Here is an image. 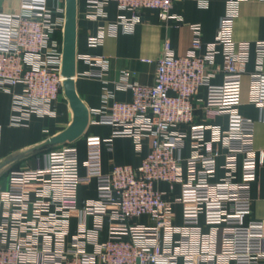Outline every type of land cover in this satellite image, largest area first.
I'll return each instance as SVG.
<instances>
[{
  "label": "built area",
  "instance_id": "obj_1",
  "mask_svg": "<svg viewBox=\"0 0 264 264\" xmlns=\"http://www.w3.org/2000/svg\"><path fill=\"white\" fill-rule=\"evenodd\" d=\"M111 1L133 13L130 20L122 18L126 25L145 9L156 10L168 22L178 0H86V17L105 19ZM244 1L227 0L205 54L199 53L202 26L192 25V47L185 55L164 41L153 85L130 83L123 73L120 86L131 92V101L110 102L106 94L103 105L90 110L93 123L113 127L108 146L113 138L129 137L141 152L143 141H150L141 165H116L96 177L95 199L78 200L80 165L73 144L50 150L42 168L7 173V189L0 190V264H264V220H247L263 154L254 146L255 121L239 113L251 44L233 38ZM64 3L21 0L18 11L0 12V91L22 90L13 97V126L26 127L33 116L55 114L65 77L62 51L52 37L64 28ZM104 37L101 28L88 38V46L100 47ZM255 49L262 60L264 41ZM81 58L91 66L82 76L107 75L105 56ZM260 69L251 75L250 101L264 109ZM218 74L223 80L216 85L212 80ZM201 87L207 89L204 100L197 98ZM196 102H202L206 116L226 117V128L197 122ZM187 142L191 152L183 158ZM221 157L225 176L215 181ZM158 183L171 191L179 185L180 193L166 200ZM176 204L181 206L180 224ZM76 211L80 221L72 232ZM143 217L149 221L142 223Z\"/></svg>",
  "mask_w": 264,
  "mask_h": 264
},
{
  "label": "crops",
  "instance_id": "obj_2",
  "mask_svg": "<svg viewBox=\"0 0 264 264\" xmlns=\"http://www.w3.org/2000/svg\"><path fill=\"white\" fill-rule=\"evenodd\" d=\"M56 0H50L54 6ZM21 8V0H0V12L12 13ZM227 9V0H178L174 3L172 14L174 18L168 22L160 20L158 12L153 9H145L138 15L137 21L126 25L121 23L122 18L132 19L133 13L121 10L117 3L111 1L105 8V19L90 20L86 17V0H77L76 14V72L75 93L82 105L89 111L100 108L103 105L105 95H110V102H129L132 99L131 92L120 86L123 73H128L130 83L153 85L155 82L157 63L156 60L162 53L165 40H168L173 51L177 55H185L192 47V25L202 26L204 46L199 51L205 54L208 43L215 40L219 28L220 19ZM66 23V0L64 14ZM55 16H62L56 13ZM103 28L105 37L103 44L97 48L88 46V38L97 35ZM115 28L114 34L110 29ZM64 30L59 29L52 37L58 45V49L64 53ZM233 38L236 42H248L251 44L250 59L246 66V74L243 77L241 103L239 113L244 117L255 121L254 146L258 154H263V164L259 165L258 178L252 185L253 212L247 220H264V109L250 101L251 75L259 70L264 73V58L261 60L256 53L255 44L264 41V1L246 0L239 5L238 15L234 21ZM103 55L107 58L109 69L103 79L82 76L90 71L88 65L81 56ZM150 59L152 62H145ZM221 63V57H217ZM63 65V64H62ZM223 77L218 74L213 84H221ZM21 88H15L10 92L0 91V190L4 189L5 177L10 170L36 169L46 165L47 153L66 144H73L78 150L80 177L78 187V200L96 198V177L109 173L114 166L131 165L138 167L144 157L150 151V141L144 140L142 151L138 152L135 142L129 137H116L111 145L106 140L112 136L113 127L106 124L92 122V115L85 129L73 142L55 143L53 139L67 132L75 118L71 102L63 88L58 102L55 104L53 116H33L28 126L16 127L11 125L13 115L14 94H21ZM207 95L206 87L198 90L197 98L204 100ZM196 121L205 122L207 125L227 126L226 117H208L202 107V102H196ZM188 127H182L187 129ZM210 138V132L207 135ZM190 143L182 151L183 158L190 155ZM219 169L215 181L225 176L222 169L224 158L218 160ZM241 175L238 170L237 178ZM157 189L166 193V200H172L173 196L180 193V186L176 185L171 191L165 183L156 184ZM176 223H181V206L174 205ZM80 221V213L73 212L71 217V230L75 232ZM142 223L149 220L141 218ZM106 236V235H105Z\"/></svg>",
  "mask_w": 264,
  "mask_h": 264
},
{
  "label": "water",
  "instance_id": "obj_3",
  "mask_svg": "<svg viewBox=\"0 0 264 264\" xmlns=\"http://www.w3.org/2000/svg\"><path fill=\"white\" fill-rule=\"evenodd\" d=\"M76 14L77 0H66V23L64 30V53L62 75L65 77L63 88L71 102L74 110L75 118L71 128L55 137L53 142L61 144L67 141L73 142L74 139L83 132L89 121V111L82 105L75 93L76 75V51H75V35H76Z\"/></svg>",
  "mask_w": 264,
  "mask_h": 264
},
{
  "label": "rangeland",
  "instance_id": "obj_4",
  "mask_svg": "<svg viewBox=\"0 0 264 264\" xmlns=\"http://www.w3.org/2000/svg\"><path fill=\"white\" fill-rule=\"evenodd\" d=\"M4 181H5V183H4V189H7V182H8V177L7 176L5 177V180Z\"/></svg>",
  "mask_w": 264,
  "mask_h": 264
}]
</instances>
